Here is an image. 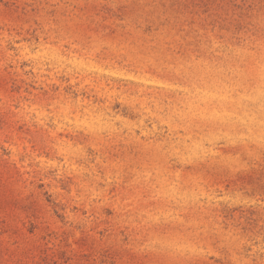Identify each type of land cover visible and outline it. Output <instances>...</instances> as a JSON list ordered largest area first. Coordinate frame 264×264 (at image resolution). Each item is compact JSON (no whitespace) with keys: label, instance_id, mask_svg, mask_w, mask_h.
<instances>
[{"label":"rangeland","instance_id":"374dc122","mask_svg":"<svg viewBox=\"0 0 264 264\" xmlns=\"http://www.w3.org/2000/svg\"><path fill=\"white\" fill-rule=\"evenodd\" d=\"M0 264H264V0H0Z\"/></svg>","mask_w":264,"mask_h":264}]
</instances>
